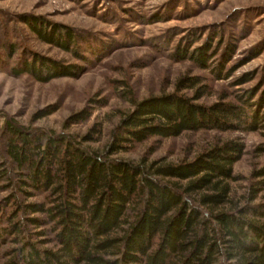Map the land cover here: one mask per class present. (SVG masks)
Returning a JSON list of instances; mask_svg holds the SVG:
<instances>
[{
    "label": "trees",
    "instance_id": "16d2710c",
    "mask_svg": "<svg viewBox=\"0 0 264 264\" xmlns=\"http://www.w3.org/2000/svg\"><path fill=\"white\" fill-rule=\"evenodd\" d=\"M29 24L53 43L67 46L73 39L68 30L47 33ZM207 48L178 53L204 66ZM76 69L37 56L13 72L47 82ZM201 81L181 77L173 92L132 101L102 150L91 146L101 135L99 124L73 135L6 120L5 154L19 175L16 190L0 205V264H264V164L236 195L231 183L238 179L233 165L241 142L215 143L177 163L118 156L155 137L264 128V100L257 108L247 93L243 107L205 105L198 102L208 88ZM89 116L82 110L64 125ZM0 180L4 188L14 186L5 165Z\"/></svg>",
    "mask_w": 264,
    "mask_h": 264
},
{
    "label": "rangeland",
    "instance_id": "374dc122",
    "mask_svg": "<svg viewBox=\"0 0 264 264\" xmlns=\"http://www.w3.org/2000/svg\"><path fill=\"white\" fill-rule=\"evenodd\" d=\"M30 22L47 33L68 30L73 39L67 46L53 43L40 37ZM203 46L210 55L204 66L178 53ZM37 56L78 69L47 82L29 73L14 74L13 68ZM190 76L208 87L199 103L225 101L243 107L240 99L248 93L255 107L262 105L264 0H0V165L9 168L14 183L7 189L0 180V205L16 190L19 175L5 154L6 120L28 130L73 135L99 124L101 135L91 146L102 150L132 101L173 92L181 77ZM243 78L247 80L241 82ZM82 110L90 113L87 119L64 125ZM228 140L244 146L233 165L238 179L231 186L237 195L253 181L252 171L264 164V128L155 137L118 156L177 163Z\"/></svg>",
    "mask_w": 264,
    "mask_h": 264
}]
</instances>
